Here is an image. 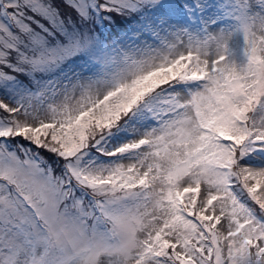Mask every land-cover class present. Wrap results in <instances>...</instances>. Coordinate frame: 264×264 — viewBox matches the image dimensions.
Returning a JSON list of instances; mask_svg holds the SVG:
<instances>
[{
    "label": "snow or ice",
    "instance_id": "6c2138e0",
    "mask_svg": "<svg viewBox=\"0 0 264 264\" xmlns=\"http://www.w3.org/2000/svg\"><path fill=\"white\" fill-rule=\"evenodd\" d=\"M0 264H264V0H0Z\"/></svg>",
    "mask_w": 264,
    "mask_h": 264
}]
</instances>
